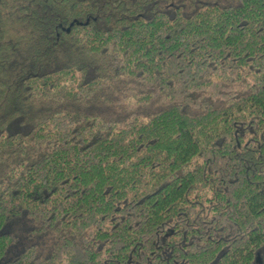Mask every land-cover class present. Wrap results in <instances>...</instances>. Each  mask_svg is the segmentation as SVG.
<instances>
[{"label": "trees", "instance_id": "16d2710c", "mask_svg": "<svg viewBox=\"0 0 264 264\" xmlns=\"http://www.w3.org/2000/svg\"><path fill=\"white\" fill-rule=\"evenodd\" d=\"M0 264H264V0H0Z\"/></svg>", "mask_w": 264, "mask_h": 264}, {"label": "rangeland", "instance_id": "374dc122", "mask_svg": "<svg viewBox=\"0 0 264 264\" xmlns=\"http://www.w3.org/2000/svg\"><path fill=\"white\" fill-rule=\"evenodd\" d=\"M18 223H20V222H18ZM22 223L27 224V222H24V221H22ZM14 226H15V225H14ZM13 232L15 233L18 242L21 241V238H22V239H24L25 237L29 238V235H30V232H26L25 229H23V227H20L19 225L17 226V228H16V226H15V231H14V229H13ZM35 238H36V236H33V239H35ZM36 239H37V238H36ZM36 239H35V240H36ZM38 240H39L41 243L44 241V239H41V240H40V238H38Z\"/></svg>", "mask_w": 264, "mask_h": 264}]
</instances>
